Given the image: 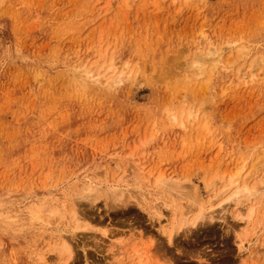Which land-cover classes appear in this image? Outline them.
<instances>
[{"label":"rangeland","instance_id":"1","mask_svg":"<svg viewBox=\"0 0 264 264\" xmlns=\"http://www.w3.org/2000/svg\"><path fill=\"white\" fill-rule=\"evenodd\" d=\"M263 58L264 0H0V264H264V203L214 197L263 179ZM161 174L214 217L171 243Z\"/></svg>","mask_w":264,"mask_h":264},{"label":"bare ground","instance_id":"2","mask_svg":"<svg viewBox=\"0 0 264 264\" xmlns=\"http://www.w3.org/2000/svg\"><path fill=\"white\" fill-rule=\"evenodd\" d=\"M210 52V51H209ZM217 53H219V52H217ZM214 54V53H213ZM221 54V53H220ZM221 56V55H220ZM264 59V58H263ZM261 60V59H260ZM259 63V62H258ZM247 73V72H246ZM246 73H245V75H246ZM87 74H89V72H87ZM91 74V73H90ZM251 75L250 76H252V73H250ZM245 75H243L244 77H245ZM123 77V76H122ZM254 77H255V75H254ZM246 78V77H245ZM118 80H120V79H118ZM194 113V112H193ZM193 113H191V111H190V115L188 114V117L189 118H191L192 117V115H193ZM192 114V115H191ZM195 115V114H194ZM193 115V117L195 118V116ZM193 119V118H192ZM206 124V123H205ZM258 162H259V159H258ZM261 163V162H260ZM257 165H259L258 163L256 164L255 163V165L253 164V166H257ZM260 166V165H259ZM241 169V168H240ZM243 169H244V167H243ZM242 169V170H243ZM250 169H251V167H250ZM257 169V168H256ZM141 170V169H140ZM139 170V171H140ZM242 170H239V171H235L236 173H235V175H234V173L232 174V176H230V175H228V177L230 176V178H227L228 179V181L227 182H225V186H222L223 188L221 189V191H217V193H214V197L215 196H223V195H228V197H227V199L228 200H231L232 201V199H236V202L238 203V204H244V202H248V201H250V202H254V206L256 205V204H261V203H259V202H262V204L264 203V176H263V179L261 178V182H259V184L257 183H255L253 180H255V179H253L252 181L255 183H253V185H251L250 184V182H249V180L248 179H246V177L249 175V178H250V176H251V173H244L245 175H244V177L242 176V174H240L239 172H241ZM253 169H251V170H248V172L249 171H252ZM247 172V171H246ZM255 173V172H254ZM264 173V172H263ZM262 173V174H263ZM150 174V173H149ZM137 175V174H136ZM142 175V174H141ZM163 174H161V175H159V176H157V178L158 179H156V181H155V184L157 183V185L159 184L161 187H163V190H166V191H168L169 193H172V192H176V194H178V196L177 197H181V198H189V195H192V193H190V192H187V194L184 192V191H180L179 190V188H178V185H177V182L176 181H170V180H168L167 181V178L165 179V177L164 176H162ZM215 175V174H214ZM214 175L212 176V178L214 177ZM253 175V174H252ZM150 176V175H149ZM224 176V175H223ZM241 176H242V179H241ZM140 177V176H139ZM218 177V175L217 176H215V180L214 181H216V178ZM252 177V176H251ZM211 178V179H212ZM226 178V177H225ZM225 178H224V181H225ZM138 179V178H137ZM144 179V178H143ZM210 179V180H211ZM218 179V178H217ZM92 179H90V181H91ZM142 180V179H141ZM210 180H209V182H210ZM223 180V179H222ZM143 181V180H142ZM149 181V180H148ZM164 181H166V182H168V184L166 183V182H164ZM170 181V182H169ZM251 181V180H250ZM138 182V181H137ZM208 182V181H207ZM220 182V181H219ZM90 183V182H89ZM96 183H92V184H88V186H85V187H87V189H86V191L88 192V193H79L80 195H81V197L82 198H84V200H88V199H90L91 200V202H94V201H92V199L94 200L95 198L93 197H89V196H91V193H92V196H93V192L92 191H94L95 190V185ZM154 184V185H155ZM191 184V183H190ZM223 185V184H222ZM184 186V185H183ZM189 186V185H188ZM207 186H210V183H207ZM97 187V186H96ZM101 187V186H100ZM187 186H184L183 188H186ZM155 188V187H154ZM188 188V187H187ZM212 188V187H211ZM94 189V190H93ZM101 190H102V188H100ZM119 187H115V188H112V189H109L110 190V193H109V195L113 198V200L114 201H118L119 199L118 198H120L121 196L123 197V195H124V193H126V192H124L125 190H123L122 192L120 191V189H123V188H120L119 190ZM190 189V188H189ZM220 189V188H219ZM84 190V192H85V188L83 187L82 188V191ZM196 190H197V192H199L198 191V189L196 188ZM104 191V190H103ZM188 191H190V190H188ZM160 193H163V192H161V191H159ZM196 192V191H195ZM77 193V192H76ZM96 193H97V191H96ZM140 193V192H139ZM189 193V194H188ZM79 194H77V195H79ZM103 194V193H102ZM105 194V193H104ZM133 195V193H130L129 195ZM173 194V193H172ZM216 194V195H215ZM99 195V194H98ZM126 195H128V193H126ZM128 195V196H129ZM131 195V196H132ZM142 195V194H141ZM184 195H185V197H184ZM125 196V195H124ZM146 196V195H145ZM173 196V195H172ZM176 196V195H175ZM193 196V195H192ZM78 197V196H77ZM80 197V196H79ZM75 198L76 200L75 201H80V200H83L82 198ZM132 197H134V195L132 196ZM131 197V198H132ZM137 196H135L134 198H136ZM140 197V196H139ZM149 197V196H148ZM147 197V198H148ZM213 197V198H214ZM86 198V199H85ZM88 198V199H87ZM92 198V199H91ZM98 198H101L100 196L98 197ZM111 198V199H112ZM194 199V201H191V199ZM191 199H190V201L192 202V204H191V202H189L190 203V205L189 204H186V207H185V205H183L184 207H185V209L183 210L182 209V211H180L179 213H178V215H180V217H179V224H176V223H174V224H176V226L172 223V226L174 225V228L172 229L171 228V230H170V232H167V240H168V242H170L171 241V239H173V236H174V232L173 231H175L176 230V232H177V230H179V228H182V226H184V225H186L187 223H189V221H191V223L192 224H196V223H198V221L196 222V220H202L203 219V217L206 215H208L209 213H211L210 211H208L207 212V210H206V208H205V206H206V203L204 202V200H203V198H202V196L199 194V193H197V195H195V197H192ZM79 199V200H78ZM118 199V200H117ZM137 199V198H136ZM139 200L138 201H140V198H138ZM192 199V200H193ZM217 199V198H216ZM224 199V198H223ZM96 200V199H95ZM110 200V199H109ZM142 200V199H141ZM225 200V199H224ZM211 201H213V200H209L208 202H211ZM225 202H227V201H225ZM224 203V202H223ZM170 205V204H169ZM189 205V206H188ZM247 205V204H246ZM182 206V207H183ZM156 207H157V205H156ZM167 207V206H166ZM210 208H212L211 206H210ZM223 208V207H222ZM250 209H249V213H248V215H247V220L245 221V222H247V221H250V220H252L254 217H255V211H254V208H253V206H251V207H249ZM178 209V208H177ZM209 209V208H208ZM214 210V209H213ZM222 210V209H221ZM225 210V209H224ZM57 211V210H56ZM55 211V212H56ZM158 211V210H157ZM196 211V212H195ZM263 212H264V210H262ZM262 211H260L261 213H263ZM55 212H54V210H53V212H52V214H50V216L51 215H53L54 216V214H55ZM160 212V211H159ZM175 212V211H174ZM194 212V213H193ZM214 212V211H213ZM225 212V211H224ZM54 213V214H53ZM191 213H193V214H195V216L193 215V216H190V219L191 220H188L187 219V217L191 214ZM220 213V212H219ZM214 214V213H213ZM217 214V213H216ZM223 214V213H222ZM243 214V213H242ZM242 214H240V215H242ZM260 213H257V215H259ZM49 215V214H48ZM47 215V216H48ZM77 215V214H76ZM160 215V214H159ZM256 215V218L258 217ZM263 215V217H264V214H262ZM48 217V219L49 218H51V217ZM208 216H210L211 218H214V217H212V214H209ZM223 216V215H222ZM192 217V218H191ZM194 217V218H193ZM216 217H218V216H216ZM189 218V217H188ZM200 218H202V219H200ZM206 217H204V219H205ZM221 218V217H220ZM260 218H262V217H260ZM193 219V220H192ZM209 219V218H208ZM213 220V219H212ZM257 220V219H256ZM255 220V222H257L256 223V225H255V227H253V229H252V231H256V226H258L259 224L258 223H264V221H262V222H260V221H258L259 220V217H258V220L256 221ZM262 220V219H261ZM264 220V219H263ZM76 221H78V219H76ZM203 221H205V220H203ZM167 222V221H166ZM255 224V223H254ZM78 225H79V223H78ZM261 226H262V224H260ZM259 225V226H260ZM260 226V227H261ZM75 227V226H74ZM78 227V226H77ZM79 228V227H78ZM166 228V227H165ZM264 228V227H263ZM163 229V228H162ZM257 229H258V227H257ZM181 230V229H180ZM262 230V229H261ZM166 232V231H165ZM164 232V233H165ZM177 234V233H176ZM56 235V234H55ZM61 236H62V234H61ZM249 235H243L242 237H240V240H239V249L240 250H244L246 247L244 246L245 245V243L247 244V243H252V242H250V241H252L250 238L251 237H248ZM53 237V236H52ZM58 238V237H57ZM56 238V239H57ZM58 239H62V237L61 238H58ZM54 242V241H53ZM171 243V242H170ZM57 244V243H56ZM59 244V243H58ZM60 245H62V247L63 248H66L67 250L69 249L70 250V248H68V242L67 241H65L64 240V238H63V240H62V242H61V244ZM252 245V244H251ZM255 245V244H254ZM61 247V246H60ZM59 247V250L60 249H63L62 247L60 248ZM245 247V248H244ZM249 248H251V247H249ZM55 249V248H54ZM65 250V249H64ZM68 250V251H69ZM66 251V250H65ZM68 251H67V253H68ZM136 251H138V250H136ZM60 252V251H59ZM63 252V251H62ZM70 252V251H69ZM138 252H140V250L138 251ZM137 252V253H138ZM65 253V252H64ZM66 253V254H67ZM142 253V255H143V253H145V252H141ZM141 253H140V255H141ZM62 255V254H61ZM137 255H139V254H137ZM141 255V256H142ZM146 258V257H145ZM141 259V258H140ZM139 260V259H138ZM137 260V261H138ZM147 260V259H146ZM145 262V261H144ZM148 262V261H147ZM138 264H139V262H138Z\"/></svg>","mask_w":264,"mask_h":264}]
</instances>
